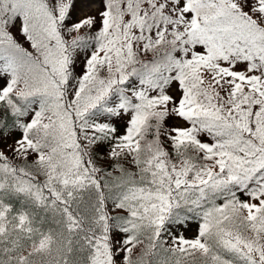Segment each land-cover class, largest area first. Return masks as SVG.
Segmentation results:
<instances>
[{
	"label": "snow or ice",
	"instance_id": "6c2138e0",
	"mask_svg": "<svg viewBox=\"0 0 264 264\" xmlns=\"http://www.w3.org/2000/svg\"><path fill=\"white\" fill-rule=\"evenodd\" d=\"M0 264H264V0H0Z\"/></svg>",
	"mask_w": 264,
	"mask_h": 264
}]
</instances>
